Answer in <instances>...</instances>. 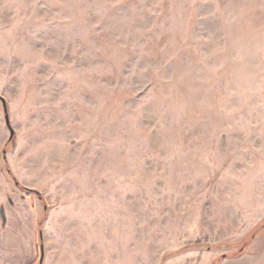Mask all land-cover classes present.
<instances>
[{"label":"rangeland","instance_id":"rangeland-1","mask_svg":"<svg viewBox=\"0 0 264 264\" xmlns=\"http://www.w3.org/2000/svg\"><path fill=\"white\" fill-rule=\"evenodd\" d=\"M0 107L4 264H264V0H0Z\"/></svg>","mask_w":264,"mask_h":264},{"label":"crops","instance_id":"crops-1","mask_svg":"<svg viewBox=\"0 0 264 264\" xmlns=\"http://www.w3.org/2000/svg\"><path fill=\"white\" fill-rule=\"evenodd\" d=\"M3 110H4V116H5V108H4V105H3ZM3 110L0 107V123L1 122H4ZM5 120H6V117H5ZM3 135L5 136V134L3 133V128H2L1 139H0V146H1V144L3 143V141L5 139V138H3L4 137ZM0 159H3V158L0 157ZM6 159H7V157H5V160ZM0 173H1V169H0ZM29 197L30 196H26L24 194H21L20 195L21 202L23 203L24 206L26 205L25 202L27 201V199ZM34 205H36V204H33V206ZM20 206H21V204L18 201H15L14 202L8 196V192L2 191V189L0 188V234H2V232L6 230V227H7L8 224H10L12 222H18V223L21 222L22 223L21 220H18L17 221L14 218H12V215H16L17 216L18 215V211H20L22 213V218L23 217L25 218L28 215V211H29L28 208H25V207L24 208H21ZM2 208L4 209L5 215H6V222L5 223L3 221L2 214H1ZM23 222H24V220H23ZM34 229L35 228L33 227V232L36 233V229L35 230ZM36 242H37V239L33 243V250H32V253H31L30 258L27 260L28 261L27 264H36V261H35L36 253H37ZM70 250H72L73 254H74V252L78 251L75 246H72V248ZM69 251L66 250V252H69ZM64 252L65 251L62 252V255H58L57 256V259L54 262V264H64V260H65L64 254H63ZM0 264H4V263L0 260ZM40 264H47V261H45V248H44V245H43L42 252H41ZM86 264H89V262H86Z\"/></svg>","mask_w":264,"mask_h":264},{"label":"trees","instance_id":"trees-1","mask_svg":"<svg viewBox=\"0 0 264 264\" xmlns=\"http://www.w3.org/2000/svg\"><path fill=\"white\" fill-rule=\"evenodd\" d=\"M4 101V100H3ZM5 104V103H4ZM7 115H9V111H7ZM7 126L9 127V129H10V131H11V139H10V141L12 142L13 140H14V138H15V132H14V130H13V128H12V125H11V122L10 123H7ZM26 190H29V189H26ZM29 191H33V190H29ZM34 192V191H33ZM38 195H40L39 193H38ZM41 224V223H40ZM39 234H40V237L42 238V231L40 230V232H39Z\"/></svg>","mask_w":264,"mask_h":264},{"label":"water","instance_id":"water-1","mask_svg":"<svg viewBox=\"0 0 264 264\" xmlns=\"http://www.w3.org/2000/svg\"><path fill=\"white\" fill-rule=\"evenodd\" d=\"M4 107H5L6 123H10L11 122L10 121V115H7V111H8L7 105L4 104ZM1 214H2L3 221L5 223L6 222V215H5V211L3 208L1 210Z\"/></svg>","mask_w":264,"mask_h":264}]
</instances>
